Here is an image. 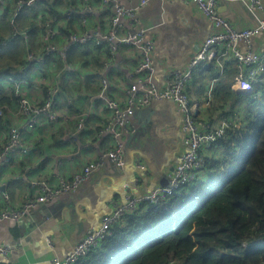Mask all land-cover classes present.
Here are the masks:
<instances>
[{
  "label": "clouds",
  "instance_id": "9594fccd",
  "mask_svg": "<svg viewBox=\"0 0 264 264\" xmlns=\"http://www.w3.org/2000/svg\"><path fill=\"white\" fill-rule=\"evenodd\" d=\"M11 41L0 264H102L174 217L186 190L237 167L264 123V0H0V46ZM202 232L257 264L244 249L264 237V153L151 260L191 264Z\"/></svg>",
  "mask_w": 264,
  "mask_h": 264
},
{
  "label": "trees",
  "instance_id": "16d2710c",
  "mask_svg": "<svg viewBox=\"0 0 264 264\" xmlns=\"http://www.w3.org/2000/svg\"><path fill=\"white\" fill-rule=\"evenodd\" d=\"M14 46V41L0 46V54L4 51L12 50ZM257 118L260 121H264V112L258 113ZM255 127L256 131L248 136L244 142L243 152L237 167L225 172L221 176L209 178L207 186L204 188L186 190L189 194L180 203L174 217L165 214V217L157 228L150 229L145 226L143 232L136 233V240L128 244H117L109 248L108 252L103 253L105 259L102 261V264H155L151 260V256L154 250L163 244V237L165 236L164 238L167 239L171 236H178L180 232L187 228L189 221L199 215L205 207L213 202L216 195H219L228 187L232 179L235 178L236 172L243 167L250 157L258 152L264 153V141L260 139L264 123L255 124ZM220 231H226V229L222 228ZM215 235L216 233L211 232L200 233V238L207 247L202 249L199 257L191 261V264H238L240 257L237 256L234 249H231L234 247L231 243H226V245L221 247H217L216 243H210L216 240ZM244 256L249 260L257 261L258 264L259 258L264 257V237H255L250 241L244 249Z\"/></svg>",
  "mask_w": 264,
  "mask_h": 264
},
{
  "label": "built area",
  "instance_id": "2783aa9c",
  "mask_svg": "<svg viewBox=\"0 0 264 264\" xmlns=\"http://www.w3.org/2000/svg\"><path fill=\"white\" fill-rule=\"evenodd\" d=\"M22 14H23V9L21 10V12H20L19 15H22ZM80 15H83V14H81V13H77L74 9H70L68 12H66V13L64 14V18H69V17H73V16H80ZM76 43H78V42H76ZM76 43H73V44H70V45H69V47H68V51H69V52L71 51V49H72L74 46H76ZM217 43H218V42H217ZM215 46H216V43H213V44L208 45L209 49L214 48ZM217 55H218V53H213V58L215 59V57H216ZM229 63H230V62H229ZM209 65L211 66V64H209ZM7 75H8V73L1 75V76H0V79L6 77ZM19 75L22 76L23 74H19ZM247 246H248V244H247Z\"/></svg>",
  "mask_w": 264,
  "mask_h": 264
},
{
  "label": "crops",
  "instance_id": "0c3cea01",
  "mask_svg": "<svg viewBox=\"0 0 264 264\" xmlns=\"http://www.w3.org/2000/svg\"><path fill=\"white\" fill-rule=\"evenodd\" d=\"M223 10L224 9H223V6H222L221 11H223ZM197 23L198 24H201V25H204L205 24V21L202 18H200V19H197ZM204 67L205 68H211V66L209 64L204 65ZM141 115L143 116L145 114H141ZM90 195H91V198H92L93 202L95 203V201L98 199L97 196H96V193L93 191ZM53 211H55V209H53ZM78 228H81L82 229L83 228V225L82 224L81 225H78ZM2 230H3V225L0 224V234H2Z\"/></svg>",
  "mask_w": 264,
  "mask_h": 264
},
{
  "label": "water",
  "instance_id": "95a60500",
  "mask_svg": "<svg viewBox=\"0 0 264 264\" xmlns=\"http://www.w3.org/2000/svg\"><path fill=\"white\" fill-rule=\"evenodd\" d=\"M142 114H145V113H142Z\"/></svg>",
  "mask_w": 264,
  "mask_h": 264
}]
</instances>
